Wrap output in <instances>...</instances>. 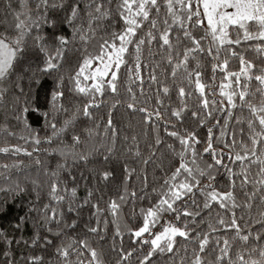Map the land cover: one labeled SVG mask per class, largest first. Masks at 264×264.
<instances>
[{"label": "snow or ice", "instance_id": "obj_1", "mask_svg": "<svg viewBox=\"0 0 264 264\" xmlns=\"http://www.w3.org/2000/svg\"><path fill=\"white\" fill-rule=\"evenodd\" d=\"M0 12V264H264V0Z\"/></svg>", "mask_w": 264, "mask_h": 264}, {"label": "trees", "instance_id": "obj_2", "mask_svg": "<svg viewBox=\"0 0 264 264\" xmlns=\"http://www.w3.org/2000/svg\"><path fill=\"white\" fill-rule=\"evenodd\" d=\"M0 18H2V12H0ZM3 29L0 28V31H2ZM65 30L68 31L69 35L71 30L67 28V26H65ZM76 55H79V53H71L70 56L74 59ZM238 68V63L234 62L232 65V70H237ZM209 76H210V71H209ZM220 80V76H217V82H219ZM51 86V80L49 79L48 84L45 85L46 88H50ZM145 88H147V85H145ZM43 94H44V90L41 89V103H43ZM106 100L109 101V103H111V96H106L105 97ZM106 108H101L99 111L95 112V115L97 118H99L101 115H104L106 118ZM27 116V114H26ZM27 118L30 120V122L32 123V127L35 129L38 127L37 123V117L35 116V114H32L31 116H27ZM115 124L117 125V127H119L122 130V134H126L131 136L133 134V132H139L140 131V116L138 114L135 115H130L129 112L124 108V107H120L116 112L115 115L113 117ZM3 120V112L0 111V121ZM84 126H88L91 127L93 126L90 122L84 121V123L81 125V127ZM18 134H23V129L22 127L17 129ZM41 136H43V132L41 131ZM3 136H0V144L3 143ZM11 142L15 143L17 142L16 140H12ZM22 143V142H21ZM143 147V145H142ZM117 148H121V144L117 143ZM5 159L2 155H0V160ZM123 160L124 157L120 158V164L122 166L123 164ZM25 162L27 163V159L25 158ZM115 166V165H113ZM149 171H151V169H149ZM81 197L84 195V189L83 187L80 189L79 193H78ZM125 211H127V209H125ZM17 214V209L14 207L12 209V211L9 213L8 217H0V225L3 226H7L8 223V219H10L12 216H15ZM239 214V213H238ZM24 235L27 237L29 235H31V226L29 225L28 227H26L25 231H24ZM110 235L111 232H109V240L105 242V247H110ZM17 253H19V250H16ZM49 259V257L47 255H45V261L47 264V260Z\"/></svg>", "mask_w": 264, "mask_h": 264}]
</instances>
